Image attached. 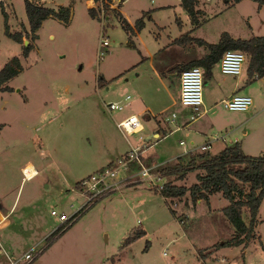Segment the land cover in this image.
<instances>
[{
    "label": "rangeland",
    "instance_id": "obj_1",
    "mask_svg": "<svg viewBox=\"0 0 264 264\" xmlns=\"http://www.w3.org/2000/svg\"><path fill=\"white\" fill-rule=\"evenodd\" d=\"M0 1L12 12L7 17L11 23L10 29L23 33V42L6 34L0 7V67L14 54L19 55L22 63L20 70L4 81L12 84L14 91L0 89V168L5 167V171L12 168V197L18 189L9 221L6 226L0 227L1 255L5 257L4 253H8L9 256L18 257L35 244L40 251L27 264H175L182 250L192 251L194 246H202L203 250H210L207 254L212 253V245L217 239L228 237L226 215L221 208V203L228 200L220 197L221 192H216L212 194L211 202L204 199L197 204L199 198L193 201L187 191L185 196H176L167 202L156 188L159 183L189 186L195 182L196 174L204 171L202 168L189 169L200 163L198 153L206 148L211 155L216 154L217 147L222 145L227 122L249 114L247 110H229L217 102L222 95L220 85L215 82L217 75L235 77L239 74L223 73L215 68L213 77L204 75V96L217 103L199 116L203 111L202 106L194 109L179 102L175 77L179 68L190 65L191 60L208 51L205 43L191 41L179 46L172 44V40L167 41L170 37L167 35V43L160 53L152 56L149 62L145 60L148 63L145 64L137 59L140 53L136 47L124 41L126 31L117 19V6L113 7L110 2L113 0H105L103 4L96 1L97 19L88 16L87 0H61L73 3L72 22L66 24L56 18L47 19L40 25L39 37L34 39L37 45L27 55H22V43L28 41L23 21L19 19L27 16L24 0ZM197 1L194 6L198 4L203 9L198 8L196 25L182 0H126L122 10L132 24L137 18H142L139 34L152 46L157 44L151 35L154 28L162 31L163 36L157 31L153 34L162 37V44L165 32L179 34L191 26L194 27L191 34L207 41H216L224 30L241 37L264 32V4L258 7L256 0ZM148 12L155 20L149 18ZM109 13L113 14L107 17ZM155 21L164 25L163 29L156 27ZM182 22L186 24L180 28ZM103 36H107L106 45L100 44ZM131 40L128 41L131 43ZM246 62L247 59L243 65L244 71ZM159 63L165 76H153L151 66ZM193 64L205 70L204 65ZM103 73L110 80L109 89L101 82ZM248 77L252 78L250 75ZM133 80L137 83L134 84ZM248 84V93L254 100L252 109L263 106L264 76L262 79L254 77ZM135 85L138 89L147 85V93L153 96L151 99L156 98V103L174 100L172 107L163 112L160 110L157 113L155 108L162 121L168 122V115L176 106L186 110L188 119H191V114L199 117L183 132H175L157 144L149 147L150 143L143 142L146 150L143 151L142 161L154 165L152 181L128 183L84 206L85 197L77 189V183L92 172L94 164L99 162L103 140L97 128L102 121L104 123L111 118L110 114L121 118L127 113L129 103L139 102L135 98ZM23 90L28 98L20 93ZM125 93L132 98L130 102L123 100L124 109L106 108L105 104L111 101L109 99L121 98ZM256 118L264 123V110ZM35 124L44 125L45 129L37 131ZM196 127L210 132L205 137L210 145L205 148L196 145L199 141L196 138L201 139L202 134H196L194 144L189 143L190 138L196 136L189 130ZM51 129H54V137L46 141L44 136L52 135ZM214 133L218 134L215 139L212 138ZM41 138L42 142H38ZM180 139L185 142L184 145L179 144ZM190 145L196 146L184 152L185 158L171 157L183 146ZM31 149H41L42 155L32 154ZM23 154L38 158V174L20 183L21 172L16 167ZM146 155L153 159L146 158ZM164 159L167 160L162 161ZM12 161H15L13 165ZM177 164L186 167L182 174L162 173L163 169ZM167 204L176 209L177 217L187 226L173 219ZM52 208L58 214L64 212L67 215L78 210L76 216L66 223L59 220L58 215L51 214ZM191 208L197 210L196 216L190 217L191 211L188 209ZM242 217L248 221L246 208L242 210ZM142 227L147 232L131 241V249L127 251L120 247L125 236ZM147 240L148 246L144 249ZM9 261V258H4L0 264H9ZM176 264H179V260Z\"/></svg>",
    "mask_w": 264,
    "mask_h": 264
},
{
    "label": "crops",
    "instance_id": "obj_2",
    "mask_svg": "<svg viewBox=\"0 0 264 264\" xmlns=\"http://www.w3.org/2000/svg\"><path fill=\"white\" fill-rule=\"evenodd\" d=\"M38 1H40L41 3H44L46 5H50V6H54V7H57L59 4H71V14H70V17L67 21H64L58 17L47 16L42 20L41 24L50 18L59 19L66 24L72 22L73 13H74V11L72 9V5H73L72 1H69L68 3H65L61 0H38ZM96 1H98V4H99V0H87L86 1L87 12H88L89 6L95 7V10L97 9L96 8L97 7ZM124 1H126V0H113L110 2L113 5V7L117 6L118 11H121L122 14L127 18V16L125 15V13L122 10V4L124 3ZM197 3H199V0L197 1ZM159 5H163V4H159ZM196 5H197L196 6L197 8L203 9L198 4H196ZM7 12L12 13L10 10H7ZM111 14H113V13L107 14V17L110 16ZM147 15L149 16V18L153 17V15H151V13H149V12ZM88 16L91 18H94V19L98 18L96 14L91 15L89 12H88ZM14 17L16 20V15ZM19 19L23 21V25L26 28L29 27V22H28L27 16H26V18H23L21 16V17H19ZM117 19H118V17H117ZM153 20H155L154 17H153ZM118 21H119V19H118ZM155 23L157 25L156 27L163 29L164 25L158 23L157 21H155ZM197 23H195V25ZM9 24H11V23L9 22ZM182 24L183 25L180 28H182L184 26V24H186V22L185 23L182 22ZM190 24L194 25L192 21H190ZM14 26H16V24ZM39 28H40V26L37 28L38 36L35 38V40L40 35L39 34L40 33ZM141 28L140 29H138V28L134 29V31L132 32V36H131L132 40L130 39L131 43L128 41L129 37H128L127 32H126V37L124 38V41H126V44L135 46L136 49L139 51L140 56L137 59L141 62H144L145 60L149 62L150 58L152 56L158 55V52L160 53V50H162L163 45H165V43H167L165 41L166 39H168L167 35H170V37L167 41H171L174 37H176L180 34V33L179 34H174V33L171 34V33L165 32L164 35H166V36L164 39V43L162 44V42H163L162 37H160V35H159V37H155L153 34L156 33L155 31H157V32L162 34L161 36H163V33L159 29L154 28L151 31L152 32L151 35H152V37H154V39L157 40V42H156L157 44L155 46H152L149 43L145 42L141 38V36L139 34ZM193 28L194 27L191 26L187 30H190V32H191V30ZM232 35H234V34H232ZM234 36H237V35H234ZM175 43L176 42H174V41L172 42V44H175ZM176 44H178V43H176ZM36 45H37V42L35 43L34 47ZM179 46H183V44H179ZM218 60L211 67V74L209 75L210 77L214 76L215 68L218 69L219 71H221L219 68V65H218ZM144 63L148 64L146 62H144ZM161 67H162V65L160 63L157 65L153 64V66H151V68L153 70L152 72H154L153 76H165V74L163 73L164 71L161 69ZM182 67H184V66H182ZM175 70H176V68H175ZM136 73H138V71H136ZM178 73L179 72L176 71V77L175 78H177V79L175 81V85H176V89H177V95L179 98V74ZM247 73H248L247 70L244 71L242 68L241 72L238 73L239 76L224 77L223 74L222 75L218 74L219 76L217 75L215 82L218 86L220 85V89L222 90V92H220V93H222V95H221V98L217 102L218 103L220 102L223 104V99L228 98L233 93H247V94H249L248 93V89H249L248 82L252 78L248 77L249 75ZM263 76H264V74L261 76H256V77L258 79L259 78L262 79ZM247 77H248V79H247ZM101 82L105 83L106 88L109 89V86L111 85V83H110L108 76L105 73H103V75L101 77ZM133 83L134 84L137 83L136 80H133ZM7 84H8V82H7ZM10 85H12V84H10ZM146 88H147V85H145V88L143 86V89H138L137 86L135 85V91H136L135 93L137 95V97H135V98L138 99L139 102H134L133 104L129 103V105L126 108L127 113L125 115L133 113V114H136L138 117H140L139 119L141 121V128L138 131H136L135 133H131V134L125 133L120 128V126L118 125V121L122 117L120 118L119 116L113 115V114H110L111 118H107V121H105L104 123L102 121L99 124V127L97 129L99 130V133L102 136L103 144L101 146L103 148H102L101 154L99 155V159H98L99 162H97L98 164H94V166H93V167H95V169L111 162L116 157L124 154L132 145H136L138 143H142V142L146 141V142L150 143L149 144V147H150L153 143L157 144L161 141V139H166L171 134H173L175 132H180V131L183 132L184 130H186L190 126V124L196 122L197 118L199 116H201L202 114H204L207 111H209L210 109H212L213 106L215 105V103H217V102L212 103L211 99L209 100L208 98H206L204 96V93H203L202 108L205 109V111H202V113H200L199 116H195L194 118L188 119L186 117V115H187L186 110H183V109L179 108L178 106H176L175 108H173V110L170 111V114L168 115V118H167L168 122H166L165 120L162 121L163 119L161 117H158V114H156L154 110L157 109V113L161 112V111L163 112L167 108L172 107L174 100L171 99L170 101H167L165 103L163 101L156 103V101H155L156 98L151 99V98H153V96L151 94L147 93ZM20 93H24L25 98H28V95L24 92V90ZM126 94H129V93H125L121 98H119V97L113 98L112 97V99H109V100L122 99V98H124V96ZM131 98L132 97L130 96V98L126 102H128V101L130 102ZM262 100H264V98H262ZM138 103H139V105H138ZM252 104H254V100H253ZM252 106L253 105H251V107L247 110V112L249 114L246 117L243 116L244 117L243 118L242 116L238 115L239 117L236 120H234V121L229 120L227 122V124L225 125V131L222 134V136L224 138L223 141L221 142L222 145L218 146L216 151H219L226 144H231L234 141H239L243 152L246 154L256 155V154H260V153L264 152V123L260 122L262 119L256 118V116L259 115L260 112H262L264 110V105L259 106L258 108H255V109H252ZM170 123H172L171 126L169 125ZM45 125H47V124H45ZM24 126H27V124L24 123ZM43 126L44 125H41V124H35L34 129L37 131L38 130L43 131L45 129ZM226 127H228V128H226ZM189 131H190V133L195 134V135L196 134H202L201 139L198 138L197 135L195 137L190 138L189 143H191V141H192L193 144L196 141V139L199 140L196 145H202V144L206 143L205 137L210 135V132L208 133L207 130L202 128V127H196L194 130L191 129ZM51 132H52V135H50L49 137H47L46 135L44 136L42 134L46 141L53 139L54 129H51ZM140 135L142 136V139L139 138ZM212 135H218V134L214 133ZM39 140H38V142H42L43 139L41 138ZM139 140H141V141H139ZM14 141L16 142V140H14ZM44 144H45V142L43 143V145ZM179 144H180V140H179ZM181 144L184 145L185 142L181 143ZM196 145H190L189 147L183 146L182 150L176 151L171 157H179V156L184 157L185 154H184L183 150L184 149H192V147L196 146ZM29 150H30V148H29ZM204 150L209 151V149H206V148ZM31 151H32V154H37L38 156L42 155L41 149H39V151L31 149ZM13 153L11 156L12 159H14ZM146 158L151 159V160L153 159L149 155H146ZM166 160L167 159H164L162 161H166ZM37 161H38V158H34L33 155L23 154V156L21 157V159L18 162L17 167H16L17 171L21 172L20 183L22 181L31 180L38 174L37 163H39V161L38 162ZM14 162L15 161H12V165ZM12 165L9 164V166H12ZM30 165H32L35 168V173H33L32 177H26L23 173V170H25ZM11 170H12L11 167L7 171H5V167L0 168V222L3 221V223L0 224V227L6 226V223H8L10 212L13 209V207L16 203V199L18 197V189H16L14 196L13 197L11 196V190H12V187H10L11 186L10 182L12 180ZM181 176H184V174ZM214 193H216V192H214ZM214 193H212V194L214 195ZM212 194L209 195L208 200L210 202L213 199ZM221 196L222 195H220V197ZM170 198H176V196H164V199L167 202L170 200ZM184 198H186V197H184ZM203 201H205L203 198H199V199H197V204H200ZM227 203L228 202H225L224 204L221 203V208H223ZM167 206L169 209L174 210V213L171 212L173 219L176 220L178 222V224L187 226L183 222V220L181 221L177 217V213L175 212L176 209L174 207L169 206L168 204H167ZM206 208H207V210H209L207 205H206ZM188 210L191 211L190 217L196 216V212H197L196 209L191 208ZM225 218H226L225 221L227 223V236L228 237L225 239H217V241L227 240V239L231 238L233 233H234L235 227L227 219L226 216H225ZM256 219L257 220H256V223L254 225L255 238L249 240L248 242H246V243L242 242V243L237 244V245H228V246H221V247H217V248H211V250H213V251H212V253H209V254H207V252H209L210 250L205 249V250H203V252L205 254V256H203V257L197 255L198 254L197 248H202V246H199V247L194 246V249L192 251L182 250V253L179 255V257L177 258L176 261L179 260V264H264V197L262 198V200L260 202L259 211L256 215ZM188 226H190V225H188ZM140 229H143L144 233L147 232L146 228H144V227H142ZM168 242H170V241H168ZM132 243L133 242H129L128 244L122 245V246H121V244H122L121 243L120 247L123 249L125 248L128 251L129 249H131ZM144 249H145V246H144ZM1 254L2 253H0V261H1V259L4 260V258H7V259L9 258L8 253H4L5 257H3ZM176 261H174L175 264H176Z\"/></svg>",
    "mask_w": 264,
    "mask_h": 264
},
{
    "label": "trees",
    "instance_id": "obj_3",
    "mask_svg": "<svg viewBox=\"0 0 264 264\" xmlns=\"http://www.w3.org/2000/svg\"><path fill=\"white\" fill-rule=\"evenodd\" d=\"M102 4L105 0H99ZM196 0H182L187 7L188 13L191 15L192 21L198 22L199 9L194 6ZM237 1V0H236ZM258 7L264 4V0H256ZM25 10L29 22L28 28H23L28 37L26 43H22L21 53L27 55L29 50L35 45L34 39L38 36L37 28L42 20L47 16L58 17L67 21L71 14V4H59L57 7L46 5L38 0H24ZM1 11L3 13L4 31L9 36L19 42H23L21 30H11L8 22V12L0 1ZM88 12L91 15L96 14L95 7L89 6ZM117 17L120 24L127 32L129 39L130 34L136 28L143 25L141 17L137 18L132 24L121 11H117ZM178 19V17H176ZM172 41L178 44H187L195 41L205 43L208 51L194 59L189 63H200L205 66L204 75L211 74V67L219 59L224 49L228 47L240 48L246 54L247 64L246 70L252 78L254 73L257 76L264 74V32L253 33L248 37L233 36L227 30L220 33L216 41H207L202 37L195 36L186 30L174 37ZM22 63L19 55H12L0 67V89L13 90V86L5 83L7 79L15 75L21 68ZM189 66V65H187ZM183 67L179 68V71ZM200 163L189 169L202 168V173H197V180L189 186L183 184H174L166 182L156 188V191L163 196H183L188 191L192 200L203 198L206 201L209 195L214 192H221L222 196L228 200V203L222 208L227 219L235 227L231 238L227 240H219L212 247L237 245L242 242H248L255 238L254 225L256 223V215L259 211V205L264 197V152L256 155L246 154L243 152L239 141H234L231 144H226L216 154L211 155L209 151L204 150L198 153ZM180 158V156L178 157ZM186 167L177 164L175 167L163 169L165 175L185 171ZM246 208L249 213L248 221L242 217V210ZM174 213L173 209H170ZM67 223V222H66ZM144 233L143 229H136L131 234H128L122 244L126 245L136 237ZM148 246V240L145 243V248ZM198 254L205 256L202 248H197Z\"/></svg>",
    "mask_w": 264,
    "mask_h": 264
},
{
    "label": "built area",
    "instance_id": "obj_4",
    "mask_svg": "<svg viewBox=\"0 0 264 264\" xmlns=\"http://www.w3.org/2000/svg\"><path fill=\"white\" fill-rule=\"evenodd\" d=\"M100 44H108L107 36L100 38ZM102 53V49L99 50ZM246 54L243 50L228 47L221 53L218 65L222 72L238 74L241 72ZM179 101L183 105L191 106L197 109L203 104V81L204 70L202 66L193 64L183 67L179 71ZM253 76H257L254 73ZM130 98V94H126L123 99L108 101L105 105L108 110L118 109L122 110L125 106V101ZM253 103L252 96L247 93H233L228 98L223 99V106L229 110H248ZM205 111V109H203ZM195 116L191 114V118ZM120 128L127 134L135 133L141 128V121L136 114H128L118 121ZM218 135H212V138H217ZM142 139V136H139ZM184 143L180 139V144ZM191 144L192 141H191ZM209 143H204L201 148H205ZM193 146L192 148H194ZM146 150L144 143H138L130 146V148L122 155L116 157L111 162L93 170L89 174L79 179L77 189L84 195L85 200L83 205H89L98 198L114 191L118 188L125 186L131 182H139L145 180L152 181L155 175L152 172L154 165L145 164L142 161L143 151ZM190 149H184L186 152ZM24 173V171H23ZM26 176V174L24 173ZM160 179V178H159ZM164 183H159L158 186ZM82 207V206H81ZM79 207L78 209H80ZM77 209V210H78ZM71 215L64 212H58L55 208L51 209V214L58 215L59 220L62 222L70 221L76 216V211ZM37 244L33 245L28 250L24 251L20 256H9V264H27L30 262L40 251ZM166 254V251H163Z\"/></svg>",
    "mask_w": 264,
    "mask_h": 264
},
{
    "label": "bare ground",
    "instance_id": "obj_5",
    "mask_svg": "<svg viewBox=\"0 0 264 264\" xmlns=\"http://www.w3.org/2000/svg\"><path fill=\"white\" fill-rule=\"evenodd\" d=\"M23 171L26 174V177H32L33 173H35V168L32 165H30Z\"/></svg>",
    "mask_w": 264,
    "mask_h": 264
},
{
    "label": "water",
    "instance_id": "obj_6",
    "mask_svg": "<svg viewBox=\"0 0 264 264\" xmlns=\"http://www.w3.org/2000/svg\"><path fill=\"white\" fill-rule=\"evenodd\" d=\"M27 40H25V42H26Z\"/></svg>",
    "mask_w": 264,
    "mask_h": 264
}]
</instances>
